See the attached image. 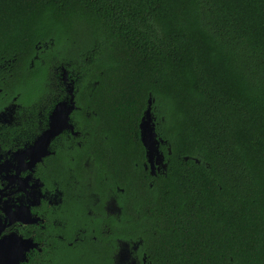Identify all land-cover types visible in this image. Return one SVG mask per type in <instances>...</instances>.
Instances as JSON below:
<instances>
[{
	"label": "trees",
	"instance_id": "1",
	"mask_svg": "<svg viewBox=\"0 0 264 264\" xmlns=\"http://www.w3.org/2000/svg\"><path fill=\"white\" fill-rule=\"evenodd\" d=\"M61 64L144 264H264V0H0V101Z\"/></svg>",
	"mask_w": 264,
	"mask_h": 264
},
{
	"label": "flooded vegetation",
	"instance_id": "2",
	"mask_svg": "<svg viewBox=\"0 0 264 264\" xmlns=\"http://www.w3.org/2000/svg\"><path fill=\"white\" fill-rule=\"evenodd\" d=\"M54 73L29 103L0 101V264H144L83 119L78 75L68 64ZM53 116L62 128L41 143ZM159 156L147 150L152 174Z\"/></svg>",
	"mask_w": 264,
	"mask_h": 264
},
{
	"label": "water",
	"instance_id": "3",
	"mask_svg": "<svg viewBox=\"0 0 264 264\" xmlns=\"http://www.w3.org/2000/svg\"><path fill=\"white\" fill-rule=\"evenodd\" d=\"M64 103H62L60 106H63ZM59 109V108H58ZM69 112V110H67V113ZM67 117V116H66ZM66 118L63 119V121H65ZM61 121L57 120L56 118H54V116L52 117L51 123H50V128L49 130H47L42 136H41V140L40 142L42 143V141L44 140L45 144H47L48 140L50 137H52L53 135L57 134L59 132V130H61ZM145 128H148L147 123L143 122L140 124V129H141V139L142 142L145 146V148L148 150L149 153H151V149L148 145V141L146 140V133H145ZM151 130V129H150ZM150 130L148 129L147 132H150ZM44 154V153H41ZM5 264H8L7 260L4 259Z\"/></svg>",
	"mask_w": 264,
	"mask_h": 264
},
{
	"label": "rangeland",
	"instance_id": "4",
	"mask_svg": "<svg viewBox=\"0 0 264 264\" xmlns=\"http://www.w3.org/2000/svg\"><path fill=\"white\" fill-rule=\"evenodd\" d=\"M63 54L68 56V58H71L73 55V51H72V49H67ZM145 123H147V125H148V128H145L146 140L148 141V145L151 149V153L156 154V143L154 141V136L152 135V132L150 130V124L148 121H146ZM148 129L150 130V132H147Z\"/></svg>",
	"mask_w": 264,
	"mask_h": 264
}]
</instances>
